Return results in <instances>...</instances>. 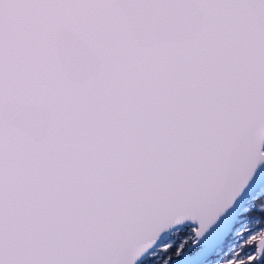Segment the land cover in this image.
<instances>
[{
	"label": "snow or ice",
	"instance_id": "obj_1",
	"mask_svg": "<svg viewBox=\"0 0 264 264\" xmlns=\"http://www.w3.org/2000/svg\"><path fill=\"white\" fill-rule=\"evenodd\" d=\"M0 264H264V0H0Z\"/></svg>",
	"mask_w": 264,
	"mask_h": 264
}]
</instances>
